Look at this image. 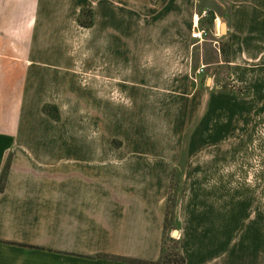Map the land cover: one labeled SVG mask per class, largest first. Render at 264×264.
Returning <instances> with one entry per match:
<instances>
[{
  "label": "crops",
  "instance_id": "obj_1",
  "mask_svg": "<svg viewBox=\"0 0 264 264\" xmlns=\"http://www.w3.org/2000/svg\"><path fill=\"white\" fill-rule=\"evenodd\" d=\"M185 1L190 5L169 4L177 25L170 24L163 39L135 52L138 69L123 73L121 85L138 80L141 89L142 77L133 73L159 75V54L166 57L159 48L167 45L175 60L171 70L184 74L177 76L172 89L188 92L180 96L189 99L179 102L199 101V85L188 70L193 49L201 43L190 35L206 13L197 10L195 0ZM112 2L0 0V177L8 164L0 192V264L157 262L163 239L173 238L168 235L172 226L163 231L173 164L145 156L148 152L126 150L120 155L102 145L84 149L32 138L41 139L46 132L41 129L54 126L42 108L49 105L51 85L65 84L66 49L77 32L72 24L82 8L109 11ZM228 2V80L249 90V102L242 106L264 110V0ZM215 16L216 27L221 16ZM217 53L220 63L222 55ZM117 70L107 73L93 65L101 74L93 79L108 80ZM65 146L77 154H65ZM256 195L250 194L244 204L253 214L262 208ZM217 199L183 197L175 209L173 239L185 264H264V217L244 212L240 219L233 213L222 217Z\"/></svg>",
  "mask_w": 264,
  "mask_h": 264
},
{
  "label": "rangeland",
  "instance_id": "obj_2",
  "mask_svg": "<svg viewBox=\"0 0 264 264\" xmlns=\"http://www.w3.org/2000/svg\"><path fill=\"white\" fill-rule=\"evenodd\" d=\"M195 1L197 10L205 9V16H221L216 27L212 23L210 28L216 35L193 49L191 68L203 67L205 71L202 77H195L194 85H199L197 103H180L181 99H189L180 94L188 92L172 89L177 76L184 74L183 70L181 74L171 70L175 60L172 61L173 50L167 45L156 47L166 56L163 59V54H159L162 59H158L165 68L163 73L148 77L133 73L142 77L141 89L137 77L132 79L135 82L121 85L123 73L131 67L138 69L135 52L143 51L145 43L163 39L170 24L177 25L168 10L169 4L187 6L189 1L157 0L152 5L147 0H113L109 11L100 9L101 6L92 10L91 27H83L88 23L87 8L81 9L82 14L72 24L77 32H73L66 49L69 61L65 84L51 85L48 99L52 106L49 119L54 126L42 128L46 132L41 139L32 138L63 145L75 143L84 149L102 145L120 155L126 150H137L168 161L174 165L169 183V194L175 200L174 216L183 197L198 196L218 198L222 217L233 213L240 219L245 216L243 212L264 217V110L260 106L241 105L249 102L245 100L249 95L241 96L247 90L242 86H238L240 94L228 93L236 90L228 80L230 67L222 60L219 63L217 53L220 45L230 40L226 32L228 0ZM204 18L199 19V28H206ZM177 62L183 64L184 60ZM93 65L107 73L118 70L108 80L97 81L94 74H101L93 71ZM211 81L221 86L208 88L205 82L209 85ZM63 152L77 154L66 146ZM253 192L262 207L255 214L244 206ZM174 220L168 233L173 238Z\"/></svg>",
  "mask_w": 264,
  "mask_h": 264
},
{
  "label": "trees",
  "instance_id": "obj_3",
  "mask_svg": "<svg viewBox=\"0 0 264 264\" xmlns=\"http://www.w3.org/2000/svg\"><path fill=\"white\" fill-rule=\"evenodd\" d=\"M147 2L149 4L154 5L157 0H147ZM88 14V23L83 26L85 28H89L92 25L91 19H92V10H87L85 11ZM82 14V11L80 13V15ZM214 16L211 14H207L205 16V18L203 19L202 23L205 24V30H210V28L212 27V23L214 20ZM220 53L222 55V62L226 65L229 64V60H230V43L229 41L227 43H223V45H220ZM224 86H229L228 84H225ZM232 89H236L233 91H228L229 94H240L241 89H239L236 86H232L230 85ZM230 88V89H231ZM249 95V91L248 90H244V93H241V96L244 97H248ZM51 108L52 106L50 105H44L42 110L43 113L51 116L52 117V112H51ZM56 113V110L54 111ZM57 114V113H56ZM7 172H8V164L6 163V165L4 166V169L2 171L1 177H0V192L3 189V183L4 180L6 179L7 176ZM175 204V200L172 197L171 194H169L168 196V200L166 203V213H165V224L163 226V231L166 234L167 231L169 230V228L171 227V224L173 223L174 220V209H173V205ZM178 242L173 239V238H165L163 239V242L161 244V249H160V257L158 259L157 262H148V263H143V262H138V261H133L134 264H185V259L184 257L179 253L178 251Z\"/></svg>",
  "mask_w": 264,
  "mask_h": 264
},
{
  "label": "built area",
  "instance_id": "obj_4",
  "mask_svg": "<svg viewBox=\"0 0 264 264\" xmlns=\"http://www.w3.org/2000/svg\"><path fill=\"white\" fill-rule=\"evenodd\" d=\"M211 35H216V34H214L211 30H205V29L199 28L198 26H195L191 31L190 37L192 40H195L196 43H199V42L202 43L208 40ZM188 73L190 74V78L194 82L196 81L195 80L196 76L204 74V68L198 67L197 69L192 71L191 66H190Z\"/></svg>",
  "mask_w": 264,
  "mask_h": 264
},
{
  "label": "water",
  "instance_id": "obj_5",
  "mask_svg": "<svg viewBox=\"0 0 264 264\" xmlns=\"http://www.w3.org/2000/svg\"><path fill=\"white\" fill-rule=\"evenodd\" d=\"M173 234H175V232H173Z\"/></svg>",
  "mask_w": 264,
  "mask_h": 264
}]
</instances>
